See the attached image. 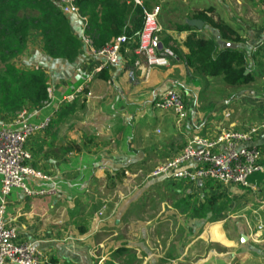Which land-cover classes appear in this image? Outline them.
<instances>
[{"label": "crops", "instance_id": "crops-1", "mask_svg": "<svg viewBox=\"0 0 264 264\" xmlns=\"http://www.w3.org/2000/svg\"><path fill=\"white\" fill-rule=\"evenodd\" d=\"M136 1L147 10L163 7L159 12L163 18L160 41H168L167 46L161 43L162 50L175 48L181 56L188 52L184 42L189 33L176 28L191 26L190 20H199L193 19V14L209 9L207 15L226 27L225 39L202 20V28L191 27L214 41L212 31L217 32L222 42L240 50L246 60L244 75L250 77L246 85L230 87L223 82L225 88L249 85L238 100L243 94L252 97L255 91L254 97L262 96L264 101V0ZM180 7L183 20L172 21L170 17ZM69 22L72 34L82 44L73 63L48 58L39 33L29 35L22 54L27 67L45 70L49 94L43 106L22 112L32 124L51 116L48 128L36 132L25 145L31 155L29 165L50 181L29 185L33 189L54 187L57 195L26 196L18 189L10 192L5 216L17 242L33 244L50 264H230L234 259L246 262L255 258L247 250L233 249L218 230L210 232L207 242L200 232L182 245L173 238L181 229L169 234V216L162 211L153 215L152 208L156 186L161 193L167 184L177 182L148 180L144 175L177 155L190 136L214 139L227 128L238 132L255 129L252 144L261 149L264 164V114L251 125L249 118L243 117L242 107L236 105L240 102L224 104L205 98L212 78L195 76L175 55L170 56L168 68L153 69L145 79L133 68L135 56L128 45L120 65L98 70L101 59L94 57L91 46L83 41L85 21L72 16ZM191 77L199 78L203 88L189 85ZM167 89L177 90L184 99L188 116L180 127L172 112L154 108L155 100ZM233 104V115L228 109L217 111V106L222 110ZM16 117L0 113V130L13 128ZM173 139L183 142L180 149L179 143L171 146ZM250 185V192L264 188V183Z\"/></svg>", "mask_w": 264, "mask_h": 264}, {"label": "built area", "instance_id": "built-area-1", "mask_svg": "<svg viewBox=\"0 0 264 264\" xmlns=\"http://www.w3.org/2000/svg\"><path fill=\"white\" fill-rule=\"evenodd\" d=\"M57 2L64 14L69 17L78 16L74 0ZM159 12L157 6L150 10L143 9V23L138 32L131 37L121 35L113 38L103 49H92L93 56L102 61L98 70L120 65L122 51L130 44L135 45L132 50L135 56L133 68L142 78H148L153 69L168 68L171 53L161 47ZM83 41L90 45L86 34ZM154 108L172 112L179 127L188 116L184 99L175 89L165 90L155 100ZM50 120L51 116H48L42 122L32 124L27 122L25 113L21 112L13 128L0 130V264H50L33 244L17 242V234L7 226L5 216L7 198L13 189L20 190L26 196L57 195L54 187L33 189L29 185L32 181L49 182L50 178L29 165L31 155L25 148L32 135L48 128ZM255 134V129L238 132L227 128L222 129L214 139L192 135L177 155L156 166L148 177L194 184L213 182L222 187L253 189L249 183L250 177L264 173L262 151L252 144Z\"/></svg>", "mask_w": 264, "mask_h": 264}, {"label": "trees", "instance_id": "trees-1", "mask_svg": "<svg viewBox=\"0 0 264 264\" xmlns=\"http://www.w3.org/2000/svg\"><path fill=\"white\" fill-rule=\"evenodd\" d=\"M74 5L78 16L85 21L84 33L95 51L103 49L113 38L121 35L131 37L138 32L143 23V9H146L143 3L135 4L134 0H74ZM210 12L208 9L195 13L192 18L202 20L225 39L226 27L208 16ZM69 19L57 0H0V113L17 116L26 108L37 109L48 101L45 70L41 67H18L14 61L26 50L29 35L39 33L48 58L73 63L82 50V44L72 34ZM176 30L189 33L184 42L188 52L181 56V51L175 48L167 50L183 61L192 74L200 78L220 77L230 87L249 83V75H244L246 60L240 50L218 49L212 38L200 35L187 24ZM166 40L160 41L162 45L167 46ZM233 40L239 41L237 37ZM130 47L133 50L135 45L130 44ZM249 183L260 187L264 183V173L253 175ZM225 196L220 193L208 198L197 211L200 217H206L202 216L206 207L208 212L219 214L223 207H218L217 203Z\"/></svg>", "mask_w": 264, "mask_h": 264}, {"label": "rangeland", "instance_id": "rangeland-1", "mask_svg": "<svg viewBox=\"0 0 264 264\" xmlns=\"http://www.w3.org/2000/svg\"><path fill=\"white\" fill-rule=\"evenodd\" d=\"M159 7L161 12L163 7H161V5ZM180 11H182L181 7L178 8L175 14H172L170 17L172 18V21H177L179 19L183 20V14ZM164 17L165 19L168 18V15ZM161 19L163 20L160 13L158 18L159 25L161 23ZM14 62L18 67H27L25 65L27 59L23 60L22 55L17 57ZM188 82L193 88H203V83L199 78L193 79L191 77L188 79ZM209 85V93L205 94V98H211L215 101L222 100L224 104L231 103L233 100H236L237 102H240V104L237 103L236 105L242 107L243 117H248L251 125L259 122L261 115L264 114V101H261L262 96H259L261 98H255L254 91L252 97L248 94H243V99L241 101L238 100L241 93H247L245 92V89L250 88L249 85L242 88L228 89L225 88L220 77L212 78ZM234 105L235 104L231 106L228 105L229 107H223L222 110L220 106H217L216 108L218 112H224L228 109V111H230L233 115L235 110L233 109ZM173 140L174 143L171 146L175 147V144L179 143L180 147L178 149H180L183 142H180L177 139ZM169 141L172 143L171 137L169 138ZM149 174L150 172L146 173L144 178H147L148 180L152 179L148 177ZM176 182L178 186L172 185L170 182V184H167L166 190H160L162 191L161 193L157 192L159 189L156 186L152 201L153 215L162 211L166 212L165 215L167 214L169 216V234H172L171 232L176 233L179 229H181V231H179L180 233L177 232V234L173 236L174 239L177 238L181 240L182 245H186L190 240H192V238L196 237V234L203 232V239L207 242V240H211L210 232L213 230L214 234L216 233L214 230H218L219 232H222V237L224 239L230 241L229 244L233 246V249H241V251L243 250L245 252L247 250L249 254L255 255V258L252 260L239 262L241 260L234 259L229 261L230 264H264V188L259 192H250L247 191V188H241L240 186H223L222 188L219 185L216 187V185H213L212 183L210 185H204L206 183H201V185L191 186L189 183L184 181ZM220 193L226 195L217 203V206L223 207V210L219 214L215 215L208 212L206 207L202 213V216L206 215V217L201 218L200 214L197 212L200 210L201 205L205 203L208 198L216 196ZM160 197L162 199H160ZM213 210L214 209H212V212ZM197 230L199 231L194 234L193 231ZM241 235H245L247 237L245 243L240 242ZM215 238L220 239L217 237ZM182 241H184V243H182ZM256 256H262V258Z\"/></svg>", "mask_w": 264, "mask_h": 264}, {"label": "water", "instance_id": "water-1", "mask_svg": "<svg viewBox=\"0 0 264 264\" xmlns=\"http://www.w3.org/2000/svg\"><path fill=\"white\" fill-rule=\"evenodd\" d=\"M188 24L191 25V26H194V27H196V28H198V29H200V28H202V27L204 26V25H203V22H202V21H199V20H190V21L188 22ZM205 28L208 29V30H211L210 27H206V26H205ZM211 31H212V30H211ZM212 33H213V36L215 37V41H216V43H217L218 46H219V49L230 48V47L232 48V47H233V45H231V44H229V43L222 42L217 32L212 31ZM246 240H247V237L244 236V235H241V237H240V242H241V243H245Z\"/></svg>", "mask_w": 264, "mask_h": 264}]
</instances>
